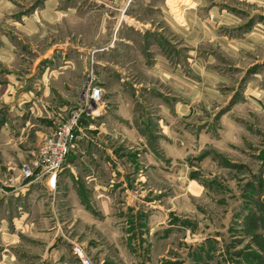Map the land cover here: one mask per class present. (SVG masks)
<instances>
[{
  "label": "rangeland",
  "instance_id": "1",
  "mask_svg": "<svg viewBox=\"0 0 264 264\" xmlns=\"http://www.w3.org/2000/svg\"><path fill=\"white\" fill-rule=\"evenodd\" d=\"M92 77L73 164L26 177ZM76 248L264 264V0H0V264H82Z\"/></svg>",
  "mask_w": 264,
  "mask_h": 264
},
{
  "label": "built area",
  "instance_id": "2",
  "mask_svg": "<svg viewBox=\"0 0 264 264\" xmlns=\"http://www.w3.org/2000/svg\"><path fill=\"white\" fill-rule=\"evenodd\" d=\"M85 93L87 98L86 106L89 102L94 103L101 99L103 90L96 84L94 77H92L88 83ZM88 109V106L85 107L80 114L76 115L62 126H59L55 133L44 141L39 151V158L31 162L33 168L32 166L25 168L24 174L26 177H30L35 168L40 166L43 167V172L48 173L49 178L58 174L66 163L72 142L79 126V119ZM75 253L78 255L82 264H93L91 257H89L82 248H76Z\"/></svg>",
  "mask_w": 264,
  "mask_h": 264
},
{
  "label": "crops",
  "instance_id": "3",
  "mask_svg": "<svg viewBox=\"0 0 264 264\" xmlns=\"http://www.w3.org/2000/svg\"><path fill=\"white\" fill-rule=\"evenodd\" d=\"M169 78V77H168ZM95 81H96V79H95ZM122 81V80H121ZM97 82H98V80H97ZM105 86H103V88H104ZM123 96L121 95V94H118V99H120V98H122ZM107 98H110L109 96H107ZM176 109L178 110V112H179V114L181 115V114H185L187 111H189V109L188 110H186V108H185V106H182V105H179V106H177L176 107ZM106 123H108V122H104V126H105V124ZM86 125H88V124H86ZM102 129H101V132L102 131H104V127H101ZM138 141L140 142V140L138 139ZM138 144V143H137ZM139 144H141V143H139ZM104 145V144H103ZM38 146H39V144H38ZM107 147V146H106ZM34 152H36V151H34ZM74 152H75V150L74 149H72L71 151H70V153H69V156H68V160H67V166H70L71 164H73V160H72V158H73V155H74ZM105 152H107L108 153V151H107V149L105 148ZM106 153V155L105 154H102V157L105 159V161L107 162V163H111V162H114V163H117V165L119 166V165H121V163H124V161H121V159H123V158H120V156H118V157H112V156H109L108 154ZM108 156H109V158H108ZM109 161V162H108ZM104 169H105V164L103 165V168H102V174H103V171H104ZM118 171H119V173L121 172V171H123V168H121V166H119V168H118ZM126 171L124 170V173H125ZM121 173H123V172H121ZM47 178H49V176L47 177ZM47 178L43 181V183H44V185H47ZM23 191V190H22ZM102 206L104 207V208H106V206H107V203L106 202H103L102 203ZM51 219V218H50ZM52 220V219H51ZM50 221V220H49ZM41 223H42V221H40ZM44 223H47V221L46 222H44ZM53 223V222H52ZM51 223V224H52ZM28 225V224H27ZM56 227V224L54 225L53 224V228H55ZM52 229V227H50V228H44V229H40V232H38L39 233V235H43V234H49V232L48 231H52L51 230ZM29 232H30V230H29ZM57 232H55V235H54V238H51V240L52 241H56V234Z\"/></svg>",
  "mask_w": 264,
  "mask_h": 264
}]
</instances>
